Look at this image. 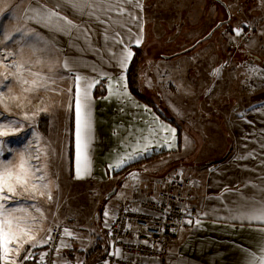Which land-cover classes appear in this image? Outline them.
<instances>
[{"label":"crops","instance_id":"1","mask_svg":"<svg viewBox=\"0 0 264 264\" xmlns=\"http://www.w3.org/2000/svg\"><path fill=\"white\" fill-rule=\"evenodd\" d=\"M261 1L264 0L231 1L233 6L240 8L239 14L247 15L251 19L249 21L253 27V35L247 42L235 39L233 52L247 53L260 60L261 56L257 53H264V8H259L257 4ZM116 3L117 0H99V6L94 10L85 9L84 14H81L66 0H0V31H3L0 36V53L13 54L12 62L18 60L26 67L36 68L51 63V68L56 66L72 81V163L69 164L68 142L58 152L57 149L51 151L48 162L43 164L48 168L41 173L46 177L45 183L49 184L53 180L59 184L60 190L56 195L58 203L71 185L72 201L80 203V187L100 185L104 180L114 178V173L133 163L164 154L132 168L127 177L142 166L156 167L162 160L171 162L178 156L182 159L194 157L196 162L187 163L185 170H173V174L182 173L195 182L190 206L196 210L197 216L186 219L178 242L168 251L166 264H250L253 259L256 264H260V260L264 258V223H242L236 217L246 205L264 198V105L255 108L245 106L240 110L237 108V113L225 114L222 122L211 121L216 127L205 122L202 124L201 121L192 122L191 117L198 115L199 103L204 106L207 103L204 97L209 88L208 82L214 83V75L219 72L218 66H223L224 60L230 57L229 53H218L215 44L203 47L200 53L188 57L178 55L169 66L155 64L154 73H144V80L138 81L139 90L141 88L149 95L150 98L143 97L151 105L135 98L130 93L127 82L133 48L143 44L148 26L153 27L155 36H160L164 31L163 27L167 29L168 26H175L181 17L169 20L159 9V15H155V4L151 0L122 3L121 6L130 11L132 16H118L116 11L108 7L109 4ZM185 8L186 6L184 10ZM167 9L170 11L169 5ZM9 11L12 15L5 19ZM50 11L57 15L49 19ZM93 11L94 14H88ZM68 20L76 27L69 28L65 23ZM227 37L230 40L233 36ZM137 40L140 41L139 44L136 43ZM128 52L132 55L125 67L120 61ZM50 55H55L58 62L51 61ZM230 58L233 60L234 55ZM199 65L200 71L197 69ZM77 74L89 81L93 78L99 80L91 90V162L90 173L83 178H77L75 164L74 97ZM204 78L206 80L203 81ZM100 83H104V94L94 97L95 88ZM218 87L216 81L212 94L217 95ZM234 90L239 91V87L230 86L231 96L235 98L245 95L232 94ZM184 119L190 123L193 132L201 137V146L194 147L188 137V145L182 147V132L176 121L184 122ZM171 130H175L174 138ZM165 136L173 145L171 148L164 143ZM145 137H150V141ZM145 144L149 145L146 152ZM125 157L128 159H124ZM121 161L123 166H119ZM54 164L59 165L58 174L57 171L55 174L52 172ZM145 181L141 178L138 186ZM161 181L163 184L167 182L165 179ZM136 191L138 188L135 194ZM69 192L68 189L67 193ZM69 198L70 195L68 200ZM28 200L19 198L18 201L10 200L7 204L10 208L19 204L25 209L29 219L35 217V220H42L43 217H38L32 214V210L27 209ZM47 200L48 204L52 201ZM61 206L62 204L59 210L54 208L44 216L43 228H33L35 240L26 243L25 248L30 249L33 243L40 241L56 217L59 220L68 216L79 217L78 206H72L76 213L71 211V215L65 214L60 209ZM36 222L38 221H34ZM99 237H92L91 243L103 239ZM69 252L68 245H63L57 264H70ZM81 262L82 257L76 264ZM0 264L3 262L0 261Z\"/></svg>","mask_w":264,"mask_h":264},{"label":"rangeland","instance_id":"2","mask_svg":"<svg viewBox=\"0 0 264 264\" xmlns=\"http://www.w3.org/2000/svg\"><path fill=\"white\" fill-rule=\"evenodd\" d=\"M151 1L155 4L153 6V13L155 15H159L157 12L159 9L161 14L169 20L180 17L181 20L176 22L175 26H168L167 29L163 27L164 31L160 36L154 35L152 26L151 28L148 27L143 41L144 56L139 63L140 74L138 81L141 82L144 80V73L147 75L152 71L154 73L153 67L155 64L169 66L174 63L178 55L183 54L185 57H188L195 53H200L203 47L213 46L215 44L218 53H229L230 57L234 55V58L233 60L230 57L226 58L223 66H218L219 72L216 76L214 75V83L211 84L212 81H209V88L205 91L206 96L204 99L207 100V103L205 100V106L199 103L197 108L198 115L191 117L192 122L201 121L202 124L205 122L207 125L211 124L216 127L211 121L222 122L225 114L231 115L237 113V108L240 110L245 106L255 108L264 105V53H257L261 56L260 58L262 60L247 53H234L235 46L229 47V43L235 41V37L233 36L229 40L224 27L215 31L208 40L188 51L207 34L208 29H212L219 20H225V12L213 4L211 0ZM231 1L225 0V3L231 12L229 25L235 26L241 19V13H238L240 8L235 4L233 6ZM168 5L171 8L170 11L167 9ZM185 6L186 8L184 10ZM257 6L264 8V1L258 3ZM192 9L195 11L194 14L199 12L197 20H195V15L194 17L191 15ZM192 19L195 21H192ZM2 33L3 31H0V36ZM8 54L0 53V120H15L23 125V128L21 130L13 129L12 133L8 136L0 137V140L7 141V144L3 146L4 153L3 156H0V161H7L11 158L14 162H18L19 153L23 152L24 148H26L33 156L31 163H42L40 164L42 167L44 163L48 162L51 151L57 149L58 152L63 146H67L73 103L72 81L67 74L61 73L56 66L55 68H51V63L48 66L36 68L26 67L18 60L12 62L14 55ZM50 60L54 63L58 62V58L55 55H50ZM197 69L198 71L201 70L200 65ZM210 69L212 68L210 67ZM5 76H7V79H5ZM204 80L206 79L204 78ZM24 81H27V83H24ZM216 81L219 87L216 90L217 95H214L212 94V88ZM33 82H35V85ZM230 86L239 87V91L234 90L232 94L245 95L238 96L237 98L231 96ZM156 87L159 88L158 85ZM69 89H71V92ZM139 93L142 96L150 98L141 88ZM226 97L228 98L226 99ZM176 122L182 132V147L188 145V137L195 144L193 146L196 148L203 144L199 142L201 137L193 132V128H191L187 119H184V122ZM9 147L13 148L15 155H13L14 153H8L7 149ZM37 148L41 150V159L39 161L34 158L37 154ZM187 155H189L188 152ZM173 160L171 162L167 161V159L162 160L156 167L142 166L137 172L128 177V174L117 175L110 180H104L100 185L80 187V203L72 201L71 185L68 186L70 192L67 193V189L62 195V199L58 200V203L56 195L59 193L60 186L54 183L53 180L49 183L52 197V201L49 200V204L47 192H45L44 196L37 194L33 197L19 189L18 196L13 197L11 200L16 199L18 201L19 198L29 199L27 209L32 210V214L43 218L54 208L59 210L61 204L60 209L62 208L64 213H69V215L72 214L71 211L74 214L76 213L72 206H76V208L78 206L79 217L68 216L64 220H59L57 217L54 219L67 225L70 229L72 235L64 245H68L71 251V257H69L70 264H76L81 260L82 255L85 256L95 244L91 243L92 237H102L106 234V226L113 218L116 208L134 200V192L137 188L138 194L159 190L163 185L161 179L168 181L176 169L185 170L188 165L187 163L196 162V158L194 157L182 159L178 156ZM46 169L44 172H46ZM59 169V165L56 166L54 164L53 174L56 171L58 174ZM141 178L146 181L138 186ZM42 183H45V181H42ZM69 195L70 198L68 200ZM56 203L58 204L56 205ZM30 205H36L39 211H37V207H30ZM105 212L109 215L105 216ZM43 218L42 220H35L38 221L35 223V229L43 228ZM106 221L107 225L105 223ZM25 247L26 244H24L19 256L15 252L11 254L10 259L14 260L16 264L17 261H19L18 264L20 263L29 250Z\"/></svg>","mask_w":264,"mask_h":264},{"label":"snow or ice","instance_id":"3","mask_svg":"<svg viewBox=\"0 0 264 264\" xmlns=\"http://www.w3.org/2000/svg\"><path fill=\"white\" fill-rule=\"evenodd\" d=\"M66 2L71 3L73 9H76L84 14L85 9L94 8L99 6V0H66ZM132 0H117L115 5L109 4L110 10L116 11L118 16L128 15L132 16L130 11H127L121 6L122 3H131ZM31 11V6L29 8ZM94 14V11L92 13ZM12 15L11 11L8 12V16L4 17L7 19ZM57 14L54 11L48 13L49 19L55 17ZM135 19V17H132ZM63 20L64 17H59ZM69 28H75L76 26L72 24L70 20L65 21ZM2 30V26H0ZM236 35H240L239 29L235 30ZM11 38L10 36L8 37ZM139 40L136 41L139 44ZM8 55H11L9 53ZM132 53L128 52L121 59V64L126 67L128 61L131 58ZM67 67V65H65ZM219 71V70H217ZM38 75V74H37ZM7 79V76H5ZM75 164H76V174L77 178H83L84 175L90 173V146L92 142V97L91 90L95 87V84L99 82L98 79L93 78L89 81L86 78H82L81 75L77 74L75 76ZM27 83V81H24ZM35 85V82H33ZM126 86V85H125ZM71 92V89H69ZM109 94H112L111 86L109 88ZM27 118V117H25ZM23 125L15 120H0V137L8 136L12 133L13 129L21 130ZM155 132V129H153ZM174 138V131L171 130ZM146 140L150 141V137H145ZM164 143L171 148L173 145L169 143V138L167 136L163 137ZM7 144L6 140H0V156H3L4 145ZM149 145L145 144L144 151L146 152ZM37 154L35 159L39 161L41 159L40 149L37 148ZM46 154V153H45ZM33 159L32 154L28 149L19 153V161L14 162L13 160L0 161V261L3 264H16V262L10 259L13 252L19 256L20 251L23 249L24 244L30 243L35 240V236L32 234V230L35 226V217L29 219L28 214L24 208H21L19 204L16 207H8L7 202L13 197L18 196V189L22 190L24 193L35 197L37 194L44 196L45 192L48 193V199L51 200V189L49 184L42 183L46 177L41 174L46 169L45 164L41 167L40 164H33L31 160ZM124 159H128L125 157ZM119 166H123V161ZM40 174V175H38ZM39 181V182H38ZM30 207H37L36 205H30ZM37 211L39 208L37 207ZM22 214V215H20ZM42 214V213H41ZM109 214L105 212V216ZM237 219L241 222H259L264 223V198L259 202H253L250 205H246L245 208L238 212ZM199 221H197L198 223ZM107 225V221L105 222ZM191 223V221H189ZM65 235L71 236V232L68 229L64 230ZM51 239V237H48ZM46 241H36L32 244V247H36L45 243ZM63 244V241H61ZM15 245V247H13ZM31 253L25 256V259L30 258ZM43 259V257H41ZM250 264H256L253 259ZM260 264H264V258L260 260Z\"/></svg>","mask_w":264,"mask_h":264},{"label":"built area","instance_id":"4","mask_svg":"<svg viewBox=\"0 0 264 264\" xmlns=\"http://www.w3.org/2000/svg\"><path fill=\"white\" fill-rule=\"evenodd\" d=\"M239 30L241 34L234 31L233 36L240 42L253 35L250 21ZM236 40L229 47H234ZM7 150L14 153L12 147ZM194 187L191 177L175 173L159 190L145 194L136 191L134 200L117 207L106 226L107 252L101 264H166L168 251L178 242L186 219L197 216L190 206ZM65 229L70 232L67 225L52 220L40 240L46 242L30 248L19 264H57L58 254L70 237ZM29 252L30 258L25 259Z\"/></svg>","mask_w":264,"mask_h":264},{"label":"trees","instance_id":"5","mask_svg":"<svg viewBox=\"0 0 264 264\" xmlns=\"http://www.w3.org/2000/svg\"><path fill=\"white\" fill-rule=\"evenodd\" d=\"M213 4L217 5V7H219L223 12H225L226 14V11L224 10L223 7H221L218 3L214 2L213 0H211ZM223 2H225V0H221ZM192 7V5H191ZM203 7V5H202ZM194 10L192 9V14L193 17L194 15L196 16L195 20H197L198 18V15H199V12H197L196 14H194ZM247 18H246V17ZM227 19V15H226V18ZM194 19H192V21H195ZM251 20L247 15H244V14H241V19L240 21L238 22L237 25L235 26H230L229 24L228 25H225L223 26L224 29H225V33L229 36H233L234 35V31L236 29H242L243 30V23L245 21H249ZM221 21V20H220ZM151 28V26H148ZM147 27V29H148ZM222 27V28H223ZM147 29H146V32H147ZM221 29V28H220ZM211 30L208 29L207 33ZM144 44V43H143ZM141 45L137 48H133V59L131 61V64H130V67L127 71V82H128V88H129V91L130 93L135 97L137 98L138 100L148 104V105H151V103L146 100L140 93H139V89H138V77H139V72H140V67H139V63L140 61L143 59V56H144V45ZM199 45V44H198ZM197 45V46H198ZM196 46V47H197ZM195 47V48H196ZM102 88V91L99 89ZM104 83H100L96 88H95V91H94V97H98V96H101L104 94ZM157 114L162 118V119H165V117L157 112ZM179 135H180V130H179ZM68 154H69V164L72 163V146H73V111H71V115H70V122H69V135H68ZM180 137V136H179ZM164 154H159V155H155V156H152V157H149L145 160H142V161H138L136 163H133L127 167H124L123 169L117 171L116 173H114V176H117V175H124V174H127L132 168L134 167H137V166H140L142 165L143 163H148V162H151L157 158H160L161 156H163ZM101 238H103L102 240L99 239L92 247V249L85 254V256H82V262L81 264H101V261L103 259V257L105 256L106 252H107V239H106V234L103 235ZM69 257H71V251L69 252Z\"/></svg>","mask_w":264,"mask_h":264},{"label":"water","instance_id":"6","mask_svg":"<svg viewBox=\"0 0 264 264\" xmlns=\"http://www.w3.org/2000/svg\"><path fill=\"white\" fill-rule=\"evenodd\" d=\"M214 2L218 3L221 7L224 8V10L226 11V15H227V19L219 21L201 40H199L194 46H192L188 51L194 49L198 44L208 40L215 31H217L218 29L222 28L225 25H228L231 21V12L229 10V7L227 6V4L221 0H213ZM186 51V52H188ZM185 52V53H186ZM167 59V57H165Z\"/></svg>","mask_w":264,"mask_h":264},{"label":"bare ground","instance_id":"7","mask_svg":"<svg viewBox=\"0 0 264 264\" xmlns=\"http://www.w3.org/2000/svg\"><path fill=\"white\" fill-rule=\"evenodd\" d=\"M4 99V98H3Z\"/></svg>","mask_w":264,"mask_h":264}]
</instances>
